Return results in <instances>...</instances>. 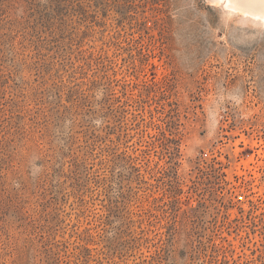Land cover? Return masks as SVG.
I'll list each match as a JSON object with an SVG mask.
<instances>
[{
	"label": "rangeland",
	"instance_id": "obj_1",
	"mask_svg": "<svg viewBox=\"0 0 264 264\" xmlns=\"http://www.w3.org/2000/svg\"><path fill=\"white\" fill-rule=\"evenodd\" d=\"M229 3L0 0V264H264V19Z\"/></svg>",
	"mask_w": 264,
	"mask_h": 264
},
{
	"label": "bare ground",
	"instance_id": "obj_2",
	"mask_svg": "<svg viewBox=\"0 0 264 264\" xmlns=\"http://www.w3.org/2000/svg\"><path fill=\"white\" fill-rule=\"evenodd\" d=\"M230 6L264 19V0H228ZM229 6V5H228Z\"/></svg>",
	"mask_w": 264,
	"mask_h": 264
}]
</instances>
